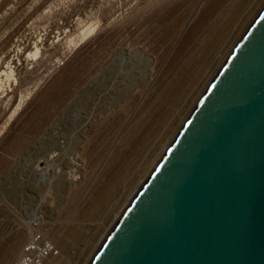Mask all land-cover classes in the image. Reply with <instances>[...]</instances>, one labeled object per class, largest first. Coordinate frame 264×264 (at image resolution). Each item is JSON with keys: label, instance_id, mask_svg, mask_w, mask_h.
<instances>
[{"label": "rangeland", "instance_id": "obj_1", "mask_svg": "<svg viewBox=\"0 0 264 264\" xmlns=\"http://www.w3.org/2000/svg\"><path fill=\"white\" fill-rule=\"evenodd\" d=\"M263 8L0 0V264L35 233L86 264Z\"/></svg>", "mask_w": 264, "mask_h": 264}, {"label": "water", "instance_id": "obj_2", "mask_svg": "<svg viewBox=\"0 0 264 264\" xmlns=\"http://www.w3.org/2000/svg\"><path fill=\"white\" fill-rule=\"evenodd\" d=\"M91 264H264V8Z\"/></svg>", "mask_w": 264, "mask_h": 264}, {"label": "built area", "instance_id": "obj_3", "mask_svg": "<svg viewBox=\"0 0 264 264\" xmlns=\"http://www.w3.org/2000/svg\"><path fill=\"white\" fill-rule=\"evenodd\" d=\"M15 264H64L60 250L41 233H35L22 247Z\"/></svg>", "mask_w": 264, "mask_h": 264}, {"label": "bare ground", "instance_id": "obj_4", "mask_svg": "<svg viewBox=\"0 0 264 264\" xmlns=\"http://www.w3.org/2000/svg\"><path fill=\"white\" fill-rule=\"evenodd\" d=\"M204 96V95H203ZM75 131V130H74ZM49 134V133H48ZM76 134H77V132L75 131V132H73V133H71V135H72V140L73 139H75V136H76ZM70 136V135H69ZM59 142V141H58ZM59 144H61V143H59ZM169 145V144H168ZM47 158V157H46ZM45 158V159H46ZM45 166H46V172L44 173V174H40L41 175V180H40V182H38V184L39 183H44V182H46L45 184H50V182H51V179H52V175L55 173V169H56V166H57V162H56V158H53L52 157V159L49 161H47V162H45ZM44 171V170H43ZM41 172V171H40ZM40 184V185H41ZM132 199V198H131ZM131 199L129 200V203H130V201H131ZM114 222V221H113ZM113 224V223H112ZM112 224H110V225H112ZM111 227V226H110ZM110 229L111 228H109L108 230H107V232L105 233V236H104V238H103V243H104V241H106V237H108V235H109V231H110ZM101 242V243H102ZM99 246V245H98ZM98 248L96 247V249L93 251V253L91 254V256H90V258L87 260V262H86V264H91V261L95 258V256H96V252H98L99 250H97ZM90 259H91V261H90ZM90 261V262H89Z\"/></svg>", "mask_w": 264, "mask_h": 264}]
</instances>
